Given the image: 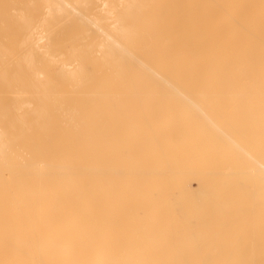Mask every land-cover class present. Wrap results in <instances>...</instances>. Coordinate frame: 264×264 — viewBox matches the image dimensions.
<instances>
[{
  "label": "bare ground",
  "instance_id": "obj_1",
  "mask_svg": "<svg viewBox=\"0 0 264 264\" xmlns=\"http://www.w3.org/2000/svg\"><path fill=\"white\" fill-rule=\"evenodd\" d=\"M0 264H264V0H0Z\"/></svg>",
  "mask_w": 264,
  "mask_h": 264
}]
</instances>
